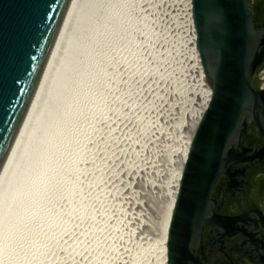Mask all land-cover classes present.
Returning a JSON list of instances; mask_svg holds the SVG:
<instances>
[{
  "label": "water",
  "instance_id": "1",
  "mask_svg": "<svg viewBox=\"0 0 264 264\" xmlns=\"http://www.w3.org/2000/svg\"><path fill=\"white\" fill-rule=\"evenodd\" d=\"M73 0H0V174ZM211 97L166 235V264H264V0H190Z\"/></svg>",
  "mask_w": 264,
  "mask_h": 264
},
{
  "label": "bare ground",
  "instance_id": "2",
  "mask_svg": "<svg viewBox=\"0 0 264 264\" xmlns=\"http://www.w3.org/2000/svg\"><path fill=\"white\" fill-rule=\"evenodd\" d=\"M132 2L73 0L24 125L0 174V264H50L49 255L57 258L55 252L59 248L56 246L75 243V235L69 233V227L95 226L94 215L86 207L95 200L90 192L95 182L91 177L83 185L81 183L85 173L91 175L93 172L90 171L92 167L87 170L84 160L86 155L92 156L87 140L94 138L85 124L94 121L97 114H105L103 105L114 104L124 114L127 96L117 93V87H121L123 68L130 64L125 65L127 59L133 61V66H141L140 54L143 55L145 45L144 37H133V33H140L144 28H141L142 18L136 15L137 9L135 12ZM184 4L194 71L201 86V90L198 89L200 107L185 144L177 147L179 167L169 196L165 198L167 203L162 205L158 216L156 238L153 243L148 240L151 245L147 239L146 245L142 246V241V245H136L129 264H141L142 258L150 252H154L152 264H166L167 226L182 167L191 134L211 97L195 49L190 0H184ZM93 232L101 234L102 231ZM66 233L71 235L69 242L65 241ZM86 247L83 248L82 243L83 250ZM92 251L90 254H94Z\"/></svg>",
  "mask_w": 264,
  "mask_h": 264
},
{
  "label": "rangeland",
  "instance_id": "3",
  "mask_svg": "<svg viewBox=\"0 0 264 264\" xmlns=\"http://www.w3.org/2000/svg\"><path fill=\"white\" fill-rule=\"evenodd\" d=\"M132 1L144 28L133 37H144L145 45L141 66L134 67L127 59L125 65L130 64L123 68L121 87H117V93L127 96L124 114L114 104L103 105L107 115L97 114L85 124L94 136L93 141L87 140L92 156L84 158L87 170L92 167L93 172L85 173L81 183L91 177L96 183L95 191H90L95 200L86 204L96 228L69 227L75 243L56 246L58 259L49 255L50 264H129L136 245L153 243L160 210L179 167L177 147H183L198 116L201 86L194 71L184 0ZM97 226L103 234H94ZM66 234L69 242L71 235ZM38 239L42 242L41 236ZM82 243L89 249L83 250ZM92 250L96 253L90 254ZM153 254L140 263L152 264Z\"/></svg>",
  "mask_w": 264,
  "mask_h": 264
},
{
  "label": "flooded vegetation",
  "instance_id": "4",
  "mask_svg": "<svg viewBox=\"0 0 264 264\" xmlns=\"http://www.w3.org/2000/svg\"><path fill=\"white\" fill-rule=\"evenodd\" d=\"M251 1H253V0H251ZM257 78L261 82L259 89H264V69L260 70L257 73ZM263 207H264V194H263Z\"/></svg>",
  "mask_w": 264,
  "mask_h": 264
}]
</instances>
